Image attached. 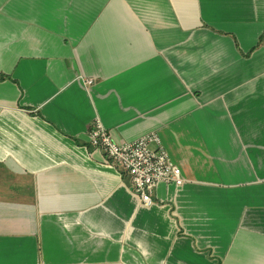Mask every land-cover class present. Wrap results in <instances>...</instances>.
<instances>
[{"label":"crops","instance_id":"0c3cea01","mask_svg":"<svg viewBox=\"0 0 264 264\" xmlns=\"http://www.w3.org/2000/svg\"><path fill=\"white\" fill-rule=\"evenodd\" d=\"M97 118L186 182L143 206ZM0 264H264V0H0Z\"/></svg>","mask_w":264,"mask_h":264},{"label":"built area","instance_id":"2783aa9c","mask_svg":"<svg viewBox=\"0 0 264 264\" xmlns=\"http://www.w3.org/2000/svg\"><path fill=\"white\" fill-rule=\"evenodd\" d=\"M87 84L93 78L85 80ZM90 143L101 149L129 176L132 190L143 206L154 203L153 193L159 183L182 186L186 182L182 168L163 146L159 134L146 133L132 141L117 142L97 118L89 130Z\"/></svg>","mask_w":264,"mask_h":264}]
</instances>
